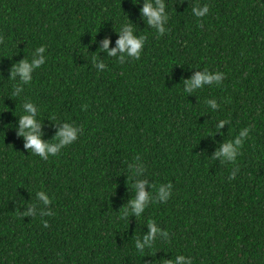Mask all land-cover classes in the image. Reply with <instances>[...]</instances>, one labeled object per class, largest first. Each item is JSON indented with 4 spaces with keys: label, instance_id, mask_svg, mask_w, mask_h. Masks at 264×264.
<instances>
[{
    "label": "trees",
    "instance_id": "1",
    "mask_svg": "<svg viewBox=\"0 0 264 264\" xmlns=\"http://www.w3.org/2000/svg\"><path fill=\"white\" fill-rule=\"evenodd\" d=\"M165 3L160 35L144 0H0V264H264V0ZM196 4L209 12L195 17ZM125 23L146 38L139 59L108 56ZM41 45L32 81L10 79ZM205 68L221 84L185 93ZM26 100L44 142L66 123L77 140L46 160L31 153L19 134ZM244 128L236 161L217 157ZM140 181L149 200L137 216ZM150 221L159 231L145 243Z\"/></svg>",
    "mask_w": 264,
    "mask_h": 264
},
{
    "label": "clouds",
    "instance_id": "2",
    "mask_svg": "<svg viewBox=\"0 0 264 264\" xmlns=\"http://www.w3.org/2000/svg\"><path fill=\"white\" fill-rule=\"evenodd\" d=\"M136 2V0H135ZM166 3L165 0H144L143 7L141 8V15L147 18V23L153 26L156 32L160 35H163L168 30L165 27V24L168 22L169 15L166 12ZM209 12L208 4H204L200 6L196 4L192 7V14L197 17H204ZM120 33V37L117 40V47L108 51L109 57H116L117 53L125 54L127 57H133L135 59H139L141 55V51L145 44V36L140 35L137 36L134 34V28L131 24L125 23L118 30ZM109 40L105 39L103 42V50H108ZM46 49V46L41 45L35 49L33 52V56L36 57L29 60H21L19 63L14 65L10 79L15 80L17 76L23 85L29 84L33 79V70L39 68L41 65L45 63L46 57L40 55ZM125 55L118 56L117 58L120 61L125 59ZM94 66L103 70L105 68L104 63H96L95 57L93 58ZM224 73L222 72H210L206 68L201 71L195 73L190 80L184 81V92L188 93L193 91L194 89L202 88L204 84H213L220 85L223 79ZM22 91L21 86H15L12 92V95L15 96L17 93ZM209 106L213 109L217 107L215 100L207 101ZM24 113L20 115L19 125L20 131L19 134L24 137L26 140L25 148L31 149V153L38 155L41 159H47L49 155H56L61 148L72 144L77 140L78 135L81 133V129L73 124L66 123L56 134V137L52 143L44 142L41 138L42 133L40 132V125L36 120V112L37 106H34L32 102L26 100L23 103ZM225 123V120H220V123L217 125V129L222 128ZM250 129L244 128L240 131L239 135H237L234 139L226 141L220 147V150L215 153L217 157H220L223 161H229L234 163L236 161L237 156L240 154L241 146L244 142V139L247 138ZM58 141V143H56ZM236 175V170H233L229 179L234 178ZM145 181L137 182L134 185V189L136 191V196L129 203L131 205V212L137 216H140L142 212H144L148 200L149 194L144 190ZM172 188L171 184H164L158 188L159 199L160 200H168L171 193L166 191V189ZM37 197L44 202L45 205L50 204V199L45 195L43 191H39L36 193ZM35 205L31 206L28 212L23 213V216L33 215V208ZM128 213V208L124 209L123 215ZM52 212H44L40 211L39 215H52ZM44 226L47 227V221H44ZM149 233L144 237L145 243H150L153 235L159 231V229L155 226L154 222H149ZM167 235V232L164 233ZM136 248L138 250L143 248V245L137 240ZM192 264L191 257H186L184 255H177L174 261H166L165 264Z\"/></svg>",
    "mask_w": 264,
    "mask_h": 264
}]
</instances>
